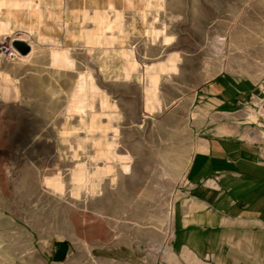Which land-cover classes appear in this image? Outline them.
<instances>
[{"label": "rangeland", "instance_id": "1", "mask_svg": "<svg viewBox=\"0 0 264 264\" xmlns=\"http://www.w3.org/2000/svg\"><path fill=\"white\" fill-rule=\"evenodd\" d=\"M218 74L264 79V0H0V264L65 242L169 261L196 90Z\"/></svg>", "mask_w": 264, "mask_h": 264}, {"label": "crops", "instance_id": "2", "mask_svg": "<svg viewBox=\"0 0 264 264\" xmlns=\"http://www.w3.org/2000/svg\"><path fill=\"white\" fill-rule=\"evenodd\" d=\"M261 82L218 74L196 90L206 115L195 126L194 152L172 212L170 260L160 264H264V137L237 125L243 120L237 112L261 94ZM118 249L89 257L69 242L47 243L40 264H135Z\"/></svg>", "mask_w": 264, "mask_h": 264}, {"label": "built area", "instance_id": "3", "mask_svg": "<svg viewBox=\"0 0 264 264\" xmlns=\"http://www.w3.org/2000/svg\"><path fill=\"white\" fill-rule=\"evenodd\" d=\"M263 85L260 95H252L247 103L243 106L244 109L249 108L256 112L264 113V79L261 82Z\"/></svg>", "mask_w": 264, "mask_h": 264}, {"label": "water", "instance_id": "4", "mask_svg": "<svg viewBox=\"0 0 264 264\" xmlns=\"http://www.w3.org/2000/svg\"><path fill=\"white\" fill-rule=\"evenodd\" d=\"M13 47L21 54H26L29 51V47L23 42L15 41L13 42Z\"/></svg>", "mask_w": 264, "mask_h": 264}, {"label": "bare ground", "instance_id": "5", "mask_svg": "<svg viewBox=\"0 0 264 264\" xmlns=\"http://www.w3.org/2000/svg\"><path fill=\"white\" fill-rule=\"evenodd\" d=\"M16 41L21 42L20 39H17ZM13 42H15V41H13ZM13 42L11 43L12 47H13ZM25 44H26V43H25ZM12 50H14L15 52H17V53H18L19 55H21V56H22V55H26V54L29 52V51H28L26 54H21V53H19V51H18L17 49H15L14 47H13ZM252 111H253V110H252ZM254 112H255V111H254ZM255 113H256V114H260V116L262 117V119H263V121H264V113H261V112H255Z\"/></svg>", "mask_w": 264, "mask_h": 264}]
</instances>
